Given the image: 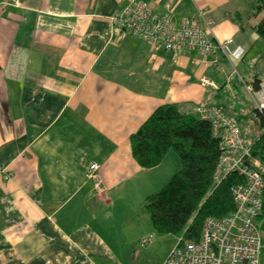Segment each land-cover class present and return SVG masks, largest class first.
<instances>
[{"label": "crops", "instance_id": "0c3cea01", "mask_svg": "<svg viewBox=\"0 0 264 264\" xmlns=\"http://www.w3.org/2000/svg\"><path fill=\"white\" fill-rule=\"evenodd\" d=\"M129 1L0 5V165L10 173L0 174V264H122L112 243L148 242L141 223L122 243L99 223L116 200L170 177L169 151L144 168L129 143L158 106L196 114L200 102L221 104L246 134L254 128V91L264 81L260 0H145L175 23L213 20L208 36L228 41V56L154 50L112 23ZM204 75L216 86L200 84ZM91 162L100 190L86 177Z\"/></svg>", "mask_w": 264, "mask_h": 264}, {"label": "built area", "instance_id": "2783aa9c", "mask_svg": "<svg viewBox=\"0 0 264 264\" xmlns=\"http://www.w3.org/2000/svg\"><path fill=\"white\" fill-rule=\"evenodd\" d=\"M21 1L0 0V5L16 6ZM166 8L170 12L171 4L166 3ZM202 13L199 15L203 18ZM110 18L121 31L149 42L154 50L173 53L196 50L208 55L220 48L226 56L232 54L228 41L214 42L209 38L211 19L203 20V24L198 19L175 23L170 13L155 12L145 0H130ZM248 65L252 67V63ZM199 82L204 86H216L205 75ZM247 88L251 91V84ZM254 94L255 107L264 118V81H259ZM194 111L210 122L214 136L219 139L221 154L214 172L215 182L232 171L242 180L230 186L233 208L221 216H207L198 237L183 238L181 234L161 264H264V218L261 215L264 178L261 164L255 159L253 165L244 161L249 156V145L223 105L200 102ZM0 174L4 179L10 178L7 168L1 165ZM86 177L96 190H100L98 163H89Z\"/></svg>", "mask_w": 264, "mask_h": 264}, {"label": "trees", "instance_id": "16d2710c", "mask_svg": "<svg viewBox=\"0 0 264 264\" xmlns=\"http://www.w3.org/2000/svg\"><path fill=\"white\" fill-rule=\"evenodd\" d=\"M253 9L256 13L264 9V2L260 0ZM256 30L264 36V16ZM252 112V132L246 134L238 125L249 145V156L244 161L253 165V159H258L264 178V118L256 107ZM129 143L132 156L141 167L160 164L169 150H174L180 160L179 169L167 182L144 198L155 232H181L183 238H196L207 216H221L233 208L230 186L242 178L232 171L215 182L221 147L207 119L182 112L176 103L162 104L130 134ZM261 215L264 218V186Z\"/></svg>", "mask_w": 264, "mask_h": 264}, {"label": "rangeland", "instance_id": "374dc122", "mask_svg": "<svg viewBox=\"0 0 264 264\" xmlns=\"http://www.w3.org/2000/svg\"><path fill=\"white\" fill-rule=\"evenodd\" d=\"M167 157L165 161V164L167 163L166 168L173 170L170 173L172 175L179 169L180 160L174 150H169ZM255 160L259 162L258 159ZM168 179L164 181L152 179L145 193L135 190L127 194L125 198L116 200L109 206L110 211H112L111 216L107 220L102 218L100 221L99 224H103L112 230V232L118 231L117 233L113 232V234H116L120 238L119 242L121 243L124 241L126 235L129 238L130 234L128 232L132 225L141 223L146 228V235L150 236L149 241L146 243H139L137 241L129 245V241L127 240L128 242H125L122 246L111 244L113 250L118 252L123 258L121 260L122 264H159L165 253L179 240L181 232L175 234L155 232L148 211L144 207L145 196L157 192ZM124 256L126 259H124Z\"/></svg>", "mask_w": 264, "mask_h": 264}, {"label": "clouds", "instance_id": "9594fccd", "mask_svg": "<svg viewBox=\"0 0 264 264\" xmlns=\"http://www.w3.org/2000/svg\"><path fill=\"white\" fill-rule=\"evenodd\" d=\"M243 52V49H237V52L235 53V55H237V57Z\"/></svg>", "mask_w": 264, "mask_h": 264}]
</instances>
